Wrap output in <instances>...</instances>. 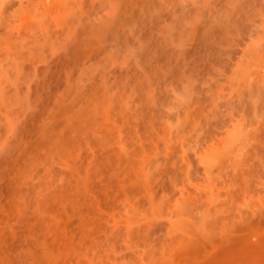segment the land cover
Listing matches in <instances>:
<instances>
[{
	"label": "rangeland",
	"instance_id": "1",
	"mask_svg": "<svg viewBox=\"0 0 264 264\" xmlns=\"http://www.w3.org/2000/svg\"><path fill=\"white\" fill-rule=\"evenodd\" d=\"M0 264H264V0H0Z\"/></svg>",
	"mask_w": 264,
	"mask_h": 264
}]
</instances>
